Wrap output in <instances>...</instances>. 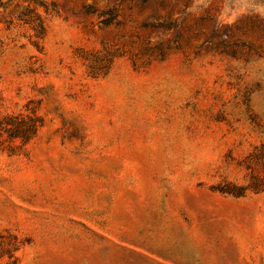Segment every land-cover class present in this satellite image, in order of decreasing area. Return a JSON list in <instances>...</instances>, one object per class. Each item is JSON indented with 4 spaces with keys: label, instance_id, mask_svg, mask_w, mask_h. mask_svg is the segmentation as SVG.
<instances>
[{
    "label": "rangeland",
    "instance_id": "374dc122",
    "mask_svg": "<svg viewBox=\"0 0 264 264\" xmlns=\"http://www.w3.org/2000/svg\"><path fill=\"white\" fill-rule=\"evenodd\" d=\"M0 0V264H264V0ZM27 7V8H26Z\"/></svg>",
    "mask_w": 264,
    "mask_h": 264
},
{
    "label": "trees",
    "instance_id": "16d2710c",
    "mask_svg": "<svg viewBox=\"0 0 264 264\" xmlns=\"http://www.w3.org/2000/svg\"><path fill=\"white\" fill-rule=\"evenodd\" d=\"M29 3L31 4L30 9L33 10V29L36 33L38 32L37 36H43L45 25L38 11L40 8H44L46 13H56L57 6L54 1L48 0H29ZM42 125V116L37 109L33 108L32 110L27 109L23 113L7 115L0 123V131H6L11 139L20 138L23 143H26L36 136ZM245 165L249 170L248 184H232L228 188L222 189V192L240 196L249 189L256 192L264 190V142L249 156Z\"/></svg>",
    "mask_w": 264,
    "mask_h": 264
}]
</instances>
